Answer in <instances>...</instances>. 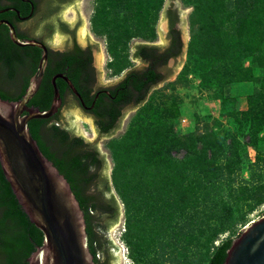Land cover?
<instances>
[{"label": "trees", "instance_id": "trees-1", "mask_svg": "<svg viewBox=\"0 0 264 264\" xmlns=\"http://www.w3.org/2000/svg\"><path fill=\"white\" fill-rule=\"evenodd\" d=\"M63 1L70 0H35L34 17L30 22L31 32L19 31V37L29 38L35 31L40 32L38 36L41 38L49 36L55 26L46 20H50V17L58 12V4ZM162 1L159 7H162ZM216 1H195L191 23L196 40L205 39L206 48L209 45L211 48L217 46L222 50L223 35L241 38L250 26L256 40L261 41L264 36V0H227V3L223 2L221 9L215 7ZM150 2L152 0H149ZM52 3H56L55 6H52ZM18 7L21 14L30 13L29 5L19 4ZM250 12L256 13L251 22ZM220 13H225L227 19L218 22ZM137 14H140L138 22L145 24L149 13L145 16L142 8L138 7ZM3 15L17 20L15 12L9 11L1 16ZM166 16L169 23L168 43L164 46L150 43L137 44L134 57L140 59L142 65L131 68L121 81L110 87L108 92L103 91L96 100L93 114L101 134H112L119 127L118 121L123 117L125 109L142 104L151 89L171 74L169 61L182 53L184 42L179 27L180 11L174 3L166 9ZM199 23L203 24L200 26ZM117 25L120 26L119 23ZM147 25L149 24L146 23L145 26L148 27ZM56 26L73 35V45L63 51H50L49 63L41 86L28 105L41 110L50 108L54 96L52 77L60 71L72 80L84 101L91 104L99 89L95 86L92 48L91 46L82 48L76 42L74 31H70L65 23L57 21ZM109 39L111 41L109 52L114 57L112 64L116 71H121L129 62L126 59V63H119L120 58L124 57L117 42L120 41L119 37L109 34ZM254 48L256 51H261L259 43ZM41 55L42 51L38 47L15 44L10 38L7 27L0 30V96L2 98L18 100L23 96L31 76L37 69ZM220 55L222 58L226 57L224 53ZM224 66L227 67V64ZM237 76L233 73L230 78L245 80ZM248 79L250 80V77ZM56 83L62 98V108L70 104L82 106L80 99L63 79L58 78ZM257 98H262L260 89H256L254 94L249 96V109L241 111V114L252 122H264V99L255 102ZM63 120V115L59 111L49 118L32 119L29 121L30 132L45 156L68 179L80 202L95 264H109V250L113 244L106 234L111 223L118 218L119 205L112 192L110 180L103 172L106 159L101 156V151L95 143L67 129ZM132 136L130 138H133ZM202 138L205 140L202 141ZM226 138L212 140L213 137L202 130L185 134L180 145L195 163L191 167L195 177L191 191L193 194L198 193L200 188L199 191H204L199 193L203 194L205 206L210 211L205 218V230L199 228V216H191L193 230L200 229L199 231L204 233L208 231L207 248L202 253L203 261L207 264L224 263L234 236H228L218 244H215V241L219 240L222 234L233 232L238 225L244 224L248 215L264 204L262 174L259 181L241 176L244 158L246 161H250V158L247 153L243 155L238 151L228 153ZM198 140L201 141L200 145H196ZM134 145L128 144L130 150L135 148ZM164 146L165 144H162V147ZM160 152V149L155 150L152 155H160ZM165 159L170 160V156ZM235 208L237 215H223L222 211ZM43 240L44 233L31 221L19 203L0 161V264H28L29 256L43 244Z\"/></svg>", "mask_w": 264, "mask_h": 264}, {"label": "rangeland", "instance_id": "rangeland-1", "mask_svg": "<svg viewBox=\"0 0 264 264\" xmlns=\"http://www.w3.org/2000/svg\"><path fill=\"white\" fill-rule=\"evenodd\" d=\"M160 1L88 0L89 32L100 40L104 54L103 83L118 80L126 70L137 65L131 52L134 39L158 40L157 27L167 0L162 1V7H159ZM195 1L180 0L185 9L192 7L187 15L189 36L183 64L172 79L151 89L146 100L129 118L123 133L104 143L111 158V183L124 212L122 222L112 232L114 240L123 249L122 264H207L202 253L207 248L208 231L199 230L206 229L205 218L210 211L201 194L204 191H199L200 187L198 193L191 191L195 178L191 167L195 163L180 146L185 134L203 130L216 141L228 136L226 151L247 153L250 158V161L244 158L240 175L259 181L262 174L264 180V122H252L241 114L249 109V96L256 89L261 90L262 98L255 102L264 99V36L259 42L249 26L241 38L223 35L222 50L217 46L206 48V40H196L192 32ZM226 1L217 0L215 7L221 9ZM138 7L145 16L149 13L148 27L146 23L138 22ZM250 13L251 22L256 13ZM226 19L225 13L219 14L218 22ZM109 34L120 39L117 42L124 57L119 63H126V59L129 62L121 71H116L112 64L114 57L109 52ZM257 43L260 52L254 48ZM221 53L226 57L222 58ZM233 73L245 80L230 78ZM242 81L247 82L250 93L246 94L247 87L234 89V85ZM240 90L245 94L236 95ZM67 116L71 119L67 129L87 140L95 139L97 130L92 122L77 112ZM128 144H135V148L130 150ZM200 144L198 140L196 145ZM159 149L160 155H152ZM169 156L170 160L165 159ZM237 208L226 209L222 211L223 215L235 216ZM262 212L264 204L250 213L245 223L233 232L222 234L215 244L228 236L236 237ZM192 215L199 216L200 229L197 231L191 226Z\"/></svg>", "mask_w": 264, "mask_h": 264}, {"label": "water", "instance_id": "water-1", "mask_svg": "<svg viewBox=\"0 0 264 264\" xmlns=\"http://www.w3.org/2000/svg\"><path fill=\"white\" fill-rule=\"evenodd\" d=\"M171 3H174L175 7H178L180 11L181 21L179 27L184 47L177 58H172L169 61L168 65L171 68V74L156 86L172 79L184 62L185 48L189 36L187 15L192 7L185 9L180 0H167L157 27L158 40L149 42L142 39H134L131 43L133 59L138 61L134 67L142 65V61L134 57L137 44L166 45L169 41L166 9ZM6 10L2 9L0 13ZM87 11L88 0H73L61 6L57 17L68 23L74 31L76 40L82 47L91 46L94 65L97 68L99 86L116 85L131 68L126 70L124 75L118 80L103 83L105 74L103 49L100 40L93 37L89 32ZM1 23H5L9 27L10 38L15 44L19 46H36L43 51L37 69L31 76L23 96L18 100L4 99L0 96L1 165L19 203L31 221L44 233L43 244L38 246L29 256L28 264H95L94 255L89 247L87 224L80 202L68 179L42 152L37 140L32 136L29 126L30 120L49 118L61 108L62 98L56 83L58 78H62L68 84L69 88L83 104L85 102L72 80L63 73H57L52 77L54 96L50 108L41 110L37 107L29 106V101L41 86L48 65V48L43 42L36 39L20 38L15 26L9 20H2L0 21ZM30 29L31 23L29 22L21 25V30L24 32H31ZM34 34L39 35L40 32L35 31ZM47 41L53 49L63 50L70 42V35L57 26L47 36ZM140 105L125 109L118 129L110 135L101 134L94 119L80 106L70 104L62 108L63 121L67 128L71 126V119L67 114L72 112L79 113L95 126L97 136L94 140H86L95 143L104 155L106 160L103 171L108 176L110 183L111 158L109 151L104 147V143L110 138L123 133L129 118ZM70 131L80 135L73 130ZM112 192L119 205V215L111 223L106 234L113 244V247L109 250V264H122L123 249L114 240L112 232L122 222L124 212L113 186ZM240 231V234L233 238L223 264H264V212Z\"/></svg>", "mask_w": 264, "mask_h": 264}, {"label": "flooded vegetation", "instance_id": "flooded-vegetation-1", "mask_svg": "<svg viewBox=\"0 0 264 264\" xmlns=\"http://www.w3.org/2000/svg\"><path fill=\"white\" fill-rule=\"evenodd\" d=\"M71 1H73V0H70V1H63V2H60L59 4H58V9L60 10V8H61V6H63L64 4H66V3H69V2H71ZM19 4H21V6H26V5H29L30 6V8H31V10H30V13L29 14H26V15H23V14H21V11H20V8L18 7V5ZM56 4V3H55ZM55 4L54 3H52L51 5L53 6H55ZM0 5L1 6H3V7H0V10H2V9H7L6 11H4V12H2V13H0V16L3 14V13H5V12H9V11H12V12H15V19L17 18V20H12V19H10L9 17H7V16H1L0 17V21H2V20H9L14 26H15V28H16V32H17V34L19 33V31L21 32L22 30H21V25L23 24V23H30V22H32V18L34 17V9H35V0H1L0 1ZM58 16V12L56 13V14H54V15H52V17H50V20L48 19V20H46V22H50L51 24L53 23L54 24V26H55V28L57 27L56 25H57V21L59 22H62V23H65L67 26H68V29L70 30V31H73V29H71V27L68 25V23H66L63 19H61V18H59V17H57ZM168 25H169V23H168ZM5 27H7L8 29H9V27L5 24V23H1L0 24V30H4L5 29ZM55 28H54V30H55ZM67 33H69V32H67ZM69 35H70V42L66 45V47L63 49V50H65V49H67V48H69V47H71L72 45H73V35L71 34V33H69ZM19 36V35H18ZM26 39H36V40H38V41H41V42H43L46 46H47V48H48V60H49V55H50V51L51 50H54V51H57V50H55V49H53L52 47H51V45L49 44V42L47 41V37L46 38H41V37H39L38 35H35V34H32V35H30V37L29 38H26ZM76 39V38H75ZM76 42L78 43V41L76 40ZM79 44V43H78ZM80 45V44H79ZM81 46V45H80ZM34 47H36V46H34ZM82 47V46H81ZM89 46H87V47H82V48H88ZM39 48V47H38ZM39 49H41V48H39ZM63 50H60V51H63ZM41 51H42V49H41ZM43 52V51H42ZM92 54H93V51H92ZM48 63H49V61H48ZM93 66H94V70H95V79H96V81H95V86H96V88H99L98 89V93L96 94V97H95V99H94V101L91 103V104H87L85 101V103L83 104L82 102H81V105L82 106H80L84 111H86L93 119H94V121H95V116H94V114H93V109H94V107H95V103H96V100L98 99V97L100 96V94L104 91V92H108L109 91V88L110 87H112V86H99V83H98V76H97V68H96V66L94 65V56H93ZM58 73H63L62 71H60V72H58ZM55 74H57V73H55ZM64 75H66L65 73H63ZM67 76V75H66ZM62 79V78H61ZM84 100V99H83ZM81 101V100H80ZM59 112H61L62 113V106H61V108L58 110ZM118 124L120 125V121H118ZM118 129V128H117ZM116 129V130H117ZM77 135V134H76ZM78 136H82V135H78ZM85 138V137H84ZM86 140V139H85ZM101 156H104L102 153H101ZM104 172V171H103Z\"/></svg>", "mask_w": 264, "mask_h": 264}, {"label": "crops", "instance_id": "crops-1", "mask_svg": "<svg viewBox=\"0 0 264 264\" xmlns=\"http://www.w3.org/2000/svg\"><path fill=\"white\" fill-rule=\"evenodd\" d=\"M238 86V87H237ZM247 87V82H244V81H242V82H240V83H238V85H234V89L235 88H238V89H244V88H246ZM242 90H240V92H237V94L236 95H244L245 94V92H241ZM251 92V90L249 89V87H247L246 88V94H248V93H250ZM246 96V95H245ZM244 96V97H245ZM243 97V96H242Z\"/></svg>", "mask_w": 264, "mask_h": 264}]
</instances>
